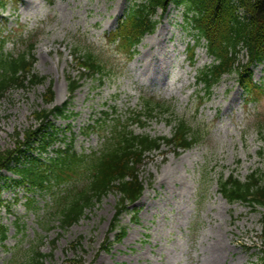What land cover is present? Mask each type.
<instances>
[{"label":"rangeland","instance_id":"1","mask_svg":"<svg viewBox=\"0 0 264 264\" xmlns=\"http://www.w3.org/2000/svg\"><path fill=\"white\" fill-rule=\"evenodd\" d=\"M2 1L0 48L19 54L35 42V71L47 80L12 85L0 99V151L15 147L17 132L39 125L35 109L71 97L67 75H79L76 57L87 49L105 61L108 72L82 79L68 116L54 119L59 138L50 152L70 143L79 153L99 151L118 118L125 123L151 96L172 102L174 112L158 113L144 125L134 123L136 133L170 137L183 119L199 142L180 154L174 146L163 145L146 158L140 173L146 189L110 233L114 242L109 250L103 244L119 193L110 191L66 228L55 211L52 191L28 189L30 185L14 180L16 174L3 171L0 224L8 230L6 238L0 234V264H29L35 251L46 254L41 264H61L79 254L87 264H258L264 249V207L230 203L218 179L233 172L244 181L258 172L264 183V141L258 131L264 123V64L254 67L253 79L263 88L257 102L244 92L235 73L224 75L202 102L198 71L213 58L199 45L191 59L195 40L184 5L170 6L127 61L125 52L109 43L110 33L141 0ZM161 12L154 17L159 19ZM50 83L55 98L47 104L44 93ZM122 228L127 234L116 240Z\"/></svg>","mask_w":264,"mask_h":264},{"label":"trees","instance_id":"2","mask_svg":"<svg viewBox=\"0 0 264 264\" xmlns=\"http://www.w3.org/2000/svg\"><path fill=\"white\" fill-rule=\"evenodd\" d=\"M171 3L185 6L195 46L204 44L213 57V63L198 71L197 82L204 91L200 95L202 101L211 96L213 87L227 73H235L247 95L254 96V100L258 101L263 88L253 80V67L264 63V0H142L131 6L120 19L117 29L110 35L112 43L124 51L128 59L133 58L136 45L147 33L157 28L161 19L154 16L158 10L162 9L160 17H163ZM34 48L35 44L31 43L29 51L19 54L8 53L0 48V99L12 85L28 87L46 82L47 77L34 70ZM77 58L83 70L78 78L68 75L71 92L86 76H95L108 70L105 61L91 50ZM54 98L51 83L44 93V99L50 104ZM68 104L69 101L63 106L35 109L33 117L39 126L29 127L23 133L17 132L15 147L0 151V176L4 170L12 171L18 175L15 179L18 184L30 185L28 189L31 190L40 188L52 191L55 211L60 214L63 227L79 221L87 208L115 190L120 193V198L109 232L116 231L120 226L121 215L144 192L145 182L140 175V166L146 157L159 150L163 144L190 148L199 142V137L183 119L177 122L171 137L137 134L131 128L134 123L144 125L148 118L174 110L172 102L150 97L145 98L141 109L129 113L125 123L121 122V117L118 119L111 137L106 135V142L99 151L81 154L69 145L66 149H58L55 156L43 161V153L54 142L58 131L51 116L65 117ZM258 131L264 141V123H260ZM35 150H39L38 156L34 155ZM219 189L230 202L241 201L254 209L257 206L264 207V183L258 172H253L244 181L234 173L228 177L222 175ZM262 226L264 238V214ZM119 231L116 233L117 240L123 239L126 234V229ZM6 232L7 228L0 224L2 238H6ZM112 242L108 236L103 248L108 250ZM45 256L36 251L29 264H41ZM61 264L87 263L84 257L75 256L66 258ZM261 264H264V250Z\"/></svg>","mask_w":264,"mask_h":264}]
</instances>
